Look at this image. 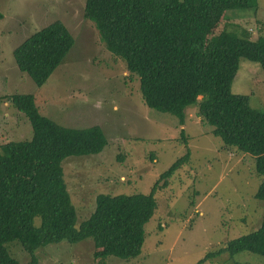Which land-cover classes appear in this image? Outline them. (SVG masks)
I'll list each match as a JSON object with an SVG mask.
<instances>
[{"label": "rangeland", "instance_id": "rangeland-1", "mask_svg": "<svg viewBox=\"0 0 264 264\" xmlns=\"http://www.w3.org/2000/svg\"><path fill=\"white\" fill-rule=\"evenodd\" d=\"M256 1V10L231 17L252 38L264 35V0ZM84 2L0 0V97L31 93L40 112L57 123L102 129L108 143L101 152L68 156L61 163L77 222L92 210L97 192L148 193L155 184L157 206L146 223L142 253L137 257L95 258L92 240L85 239L47 244L36 250L37 262L197 264L208 252L258 228L263 202L255 192L261 175L251 155L222 146L214 126L199 116L197 105L186 108L183 124L175 115L148 106L137 77L104 48L93 21L84 17ZM56 19L66 24L74 43L47 81L37 86L19 69L12 52ZM231 91L249 95L251 105L264 109V70L239 58ZM31 136L25 112L0 99V143ZM186 151L188 158L164 182L160 173ZM34 221L38 224L39 217ZM9 249L19 264H30L29 254L19 244ZM203 264H264V257L247 251L231 258L220 253Z\"/></svg>", "mask_w": 264, "mask_h": 264}, {"label": "trees", "instance_id": "trees-1", "mask_svg": "<svg viewBox=\"0 0 264 264\" xmlns=\"http://www.w3.org/2000/svg\"><path fill=\"white\" fill-rule=\"evenodd\" d=\"M256 7V0L84 2V17L93 21L104 48L137 77L148 106L175 115L183 124L186 108L197 105L222 146L251 155L261 175L255 192L263 202L258 228L208 252L197 264L220 253L231 258L247 251L264 257V109L251 105L249 95L231 91L239 58L264 70V35L252 38L231 20ZM73 43L66 24L56 19L26 37L12 53L19 69L42 86ZM0 99L24 111L32 127L30 139L0 143V264H19L10 253L13 244L29 254L30 264H38L37 249L85 239L92 240L95 258L139 256L146 223L157 206L155 184L148 193L97 192L92 210L77 222L61 163L68 156L101 152L108 143L102 129L57 123L40 112L31 93ZM188 155L186 151L174 160L159 177L166 182ZM10 242L14 243L8 247Z\"/></svg>", "mask_w": 264, "mask_h": 264}]
</instances>
